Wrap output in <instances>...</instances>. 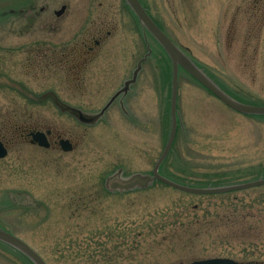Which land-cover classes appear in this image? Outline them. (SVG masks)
<instances>
[{
	"label": "rangeland",
	"instance_id": "obj_1",
	"mask_svg": "<svg viewBox=\"0 0 264 264\" xmlns=\"http://www.w3.org/2000/svg\"><path fill=\"white\" fill-rule=\"evenodd\" d=\"M30 1L0 0V13ZM140 1L232 96L264 106V0ZM39 3L53 16L47 23L28 27L15 16L0 20V140L8 146L0 160V228L46 264H189L211 258L264 264V186L209 195L159 183L107 190V178L116 173L123 179L150 174L165 148L170 63L160 59L158 43L124 0ZM62 5L65 14L57 18L53 12ZM145 39L152 55L123 90L146 54ZM94 40L100 45L77 69L81 60L74 48ZM177 111L164 172L204 188L264 179V115L230 109L184 70ZM79 112L93 121L81 122ZM16 127L51 129L52 143L61 135L75 148L31 145L18 138ZM0 264L33 263L0 242Z\"/></svg>",
	"mask_w": 264,
	"mask_h": 264
},
{
	"label": "water",
	"instance_id": "obj_2",
	"mask_svg": "<svg viewBox=\"0 0 264 264\" xmlns=\"http://www.w3.org/2000/svg\"><path fill=\"white\" fill-rule=\"evenodd\" d=\"M133 14L138 19L143 29L147 30L163 48L171 62V97H170V112H171V130L166 142L165 148L157 159L150 174H133L130 177L122 178L119 173H116L107 178L105 187L110 192H128L136 188H147L154 183L155 180L164 183L165 185L183 191L185 193L194 195H209L221 194L233 191L246 190L264 185V179H258L247 183L229 185L223 187H193L185 184L175 182L163 176L159 172V168L171 151L174 138L179 122V114L177 111L178 98V77L180 69L187 72L195 81L218 98L222 103L232 110L246 114V115H264V106L252 105L238 101L237 99L226 93L218 84H216L195 62H193L171 39L156 25V23L149 16L147 11L143 8L139 0H125ZM146 54L138 61L137 67L133 72V78L124 83L126 90L132 83L135 82L142 64L147 61L151 55L152 50L147 39ZM78 118L81 122L91 123L93 118L84 117L81 112L78 113ZM51 134L50 130L31 131L28 135L31 137V143L37 144L42 148H49L47 136ZM59 145L62 151L70 152L74 149L72 143L67 139H60ZM8 150L2 141H0V160L7 156ZM0 242L14 248L15 250L26 256L33 264H46L42 257L34 251L28 244L20 238L0 228ZM189 264H241L229 258H211L200 261H194Z\"/></svg>",
	"mask_w": 264,
	"mask_h": 264
},
{
	"label": "flooded vegetation",
	"instance_id": "obj_3",
	"mask_svg": "<svg viewBox=\"0 0 264 264\" xmlns=\"http://www.w3.org/2000/svg\"><path fill=\"white\" fill-rule=\"evenodd\" d=\"M37 3H38V0H31L26 5H20V6H18L17 8H15L13 10L8 9L7 11H3L2 13H0V20H4L1 17L13 18L15 16L17 18V20H15L17 23H20L23 26L27 25L28 27H33L32 26L33 24H34V26L36 24H39V21H41V22L44 21V23H47L50 19H52L53 16L51 15L49 10L47 9L48 7L40 5V3H39V5H37ZM65 10H66L65 5H62L58 10H55L53 12V15L55 17L59 18V17H61V16H63L65 14ZM100 43H101V41L94 40L93 41V45H90L89 43H86V41H82L81 42V46H83V47H81V48L78 47V49L76 47L74 48V51L78 52L80 60H81V62L79 60L80 63H78L77 66H76L77 69H80V67L83 64L86 63V59H85L84 56H86V55L88 56V54H90L94 50L95 47L99 46ZM68 53L69 52H67L65 54H62V55L63 56H68ZM19 128L16 127L19 139L24 140V141H28L29 144H31V145L38 146L37 144H32L30 142L31 141V137L28 134L31 131H34V130L35 131H41V130L28 129V128L19 129ZM47 130L51 131V134L47 136L48 142L50 144V147L47 148V149L53 148L54 147L53 144L56 145V147H58L59 149H61L58 142H59L60 139H66V138H63L61 135H56V140L52 143L51 142V138H53L54 133H53V131L51 129H46L45 131H47ZM45 131H42V132H45ZM67 140H69V139H67ZM3 143L8 149L7 144L5 142H3ZM71 143H72L73 147L75 148L74 143L73 142H71ZM72 151H70V152H72Z\"/></svg>",
	"mask_w": 264,
	"mask_h": 264
},
{
	"label": "trees",
	"instance_id": "obj_4",
	"mask_svg": "<svg viewBox=\"0 0 264 264\" xmlns=\"http://www.w3.org/2000/svg\"><path fill=\"white\" fill-rule=\"evenodd\" d=\"M159 48H160V55H161V60L162 61H169V59L166 57V55H165V52L163 51V49L159 46ZM159 51V50H158ZM157 55H159V54H157ZM159 55V56H160ZM164 58V59H163ZM193 61L197 64V65H199L194 59H193ZM169 63H170V61H169ZM200 67H201V65H199ZM201 68H203V67H201ZM205 71V70H204ZM206 73H207V71H205ZM165 73H166V76H168V79H169V82H170V85H171V64H170V66L168 67H165ZM207 75L216 83V84H218L222 89H224L227 93H229L230 95H231V93L226 89V88H224L223 87V85L219 82V81H217L211 74H209V73H207ZM232 96V95H231ZM232 97H234L235 99H238V100H240V101H242V99H240L239 97L237 98V97H235V96H232ZM167 160H168V158H166L165 159V161L163 162V164L161 165V167H160V172H161V174L162 175H164V176H166V177H168V178H170V179H172V180H174V181H177V182H179V183H182L181 181H178V180H176L175 178H173V176L172 175H170V174H167L166 172H164V170H165V168H166V163H167ZM157 183H159V184H163V183H161V182H159V181H156L154 184H157ZM183 184V183H182ZM164 185V184H163Z\"/></svg>",
	"mask_w": 264,
	"mask_h": 264
}]
</instances>
